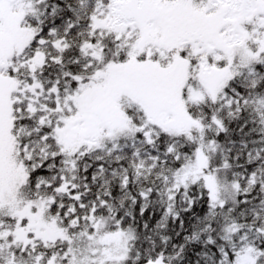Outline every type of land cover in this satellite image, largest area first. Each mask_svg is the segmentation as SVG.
Instances as JSON below:
<instances>
[{"label": "snow or ice", "instance_id": "obj_1", "mask_svg": "<svg viewBox=\"0 0 264 264\" xmlns=\"http://www.w3.org/2000/svg\"><path fill=\"white\" fill-rule=\"evenodd\" d=\"M0 264H264V0H0Z\"/></svg>", "mask_w": 264, "mask_h": 264}]
</instances>
